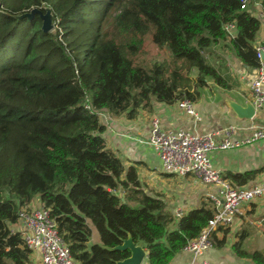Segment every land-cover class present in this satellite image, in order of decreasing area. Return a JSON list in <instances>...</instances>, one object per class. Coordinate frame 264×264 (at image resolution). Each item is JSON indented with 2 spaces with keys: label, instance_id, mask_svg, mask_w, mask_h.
<instances>
[{
  "label": "trees",
  "instance_id": "obj_1",
  "mask_svg": "<svg viewBox=\"0 0 264 264\" xmlns=\"http://www.w3.org/2000/svg\"><path fill=\"white\" fill-rule=\"evenodd\" d=\"M42 3L51 9L64 37L85 23V8L92 6L87 0H19L0 14V49L36 24V16L15 17ZM99 3L97 26L88 23L96 35L82 58L64 59L62 68L46 63L29 67L2 57L0 51V264H31V251L9 226L16 224L18 210L36 199L49 210L75 264H117L130 253L111 249L128 236L143 243L148 264H169L213 215L210 202L180 218L168 213L163 200L140 182L136 168L125 166L107 148L101 136L104 126L93 111L134 119L153 101H193L198 92L191 90L184 73L193 69L197 86L206 87V79H211L217 87L229 88L222 62L213 63L210 53L218 49L258 68L254 44L259 20L240 10L239 0ZM115 9L101 32V23ZM228 25L234 26L232 37ZM145 35L174 61L183 62H172L169 70L164 65L145 69L134 64L132 58ZM22 37L15 44L18 49ZM35 39L26 42L25 58L33 55ZM256 173L228 174V178L241 187ZM92 229L98 242L91 241ZM241 241L233 246L235 254L264 264V254L244 252Z\"/></svg>",
  "mask_w": 264,
  "mask_h": 264
},
{
  "label": "crops",
  "instance_id": "obj_2",
  "mask_svg": "<svg viewBox=\"0 0 264 264\" xmlns=\"http://www.w3.org/2000/svg\"><path fill=\"white\" fill-rule=\"evenodd\" d=\"M255 12L262 10L261 0H255L251 6ZM235 35V29L231 30ZM264 44V21L256 37L255 48ZM216 58L222 62L223 71L229 78V88L213 89L220 96L207 99L198 92L196 99L191 102L197 118L187 115L179 109L180 99L171 104L153 101L150 109H140L134 119L124 115L111 117L107 113L99 118L104 126L102 137L107 148L120 159L125 166H134L138 179L151 194L158 195L164 202L166 211L174 216L179 210L182 215L208 204L209 195L215 193L216 187L205 185L195 176L178 177L163 172L155 151L146 144L150 129V120L157 117L163 131L183 130L194 135H212L216 143L224 138L225 130L231 129V141H244L251 136L256 128H264V107L257 110L252 118H240L232 110L231 105L245 107L252 102L250 84L256 78V70L249 68L231 54H223L213 49ZM207 57V53H205ZM264 89V84L262 85ZM207 88V87H203ZM200 93V94H199ZM210 161L221 177L231 182L228 174L257 171L255 176L241 187H250L264 180V140L241 145L229 150H213L209 153ZM232 183V182H231ZM38 204V205H37ZM36 199L30 207H38ZM176 218V217H175ZM10 225V229L15 228ZM92 229V242H98ZM212 247L204 252L199 259H205L216 264H255L250 259L235 254L233 246L242 238L241 249L246 253L259 251L264 254V197L242 206L233 224L225 229L214 232L211 236ZM144 248L143 243H141ZM145 250V248H144ZM146 252V250H145ZM191 254L180 251L169 264H197ZM31 264H40L38 254H31ZM144 261H147L145 259Z\"/></svg>",
  "mask_w": 264,
  "mask_h": 264
},
{
  "label": "built area",
  "instance_id": "obj_3",
  "mask_svg": "<svg viewBox=\"0 0 264 264\" xmlns=\"http://www.w3.org/2000/svg\"><path fill=\"white\" fill-rule=\"evenodd\" d=\"M255 0H239V8L249 12L252 16L264 21V10L255 12L251 8ZM233 25H228L226 30L232 37ZM264 44L256 48V57L260 65L256 70V78L250 84L254 113L264 107ZM179 109L187 115H197L188 100L178 102ZM85 108L90 110L89 104ZM93 111V110H92ZM98 118L106 115L103 111H93ZM225 130L224 138L216 143L212 135H194L178 130L165 132L160 127L157 117L150 120V129L146 144L156 153L163 172L174 174L178 177L195 176L202 184L215 186V193L209 195L214 212L207 221L199 235L188 241L182 251L191 254L193 260L199 259L205 251L212 247V234L218 230L229 228L234 220L241 215L242 206L264 197V180L250 187H236L228 180L221 177L211 164L209 153L213 150H229L255 141L264 140V128H256L251 136L244 141H231L229 133ZM179 210L174 212V217L180 218ZM16 226V227H15ZM11 232H19L25 246L31 254H38L40 264H75L67 246L57 233L56 224L51 218L49 210L38 207L21 208L17 213V222ZM197 264H216L199 259Z\"/></svg>",
  "mask_w": 264,
  "mask_h": 264
},
{
  "label": "rangeland",
  "instance_id": "obj_4",
  "mask_svg": "<svg viewBox=\"0 0 264 264\" xmlns=\"http://www.w3.org/2000/svg\"><path fill=\"white\" fill-rule=\"evenodd\" d=\"M70 1V0H69ZM92 2L91 8H85L84 11V24H78L76 26V31L72 36L64 37L63 32L57 26V20L53 19V14L51 9L44 3L40 4L39 6L32 5L30 7V11L23 13L20 16H16L15 19H26L31 20L33 17L31 12L33 10H38L43 14H47L50 17L51 23L50 28L43 32L42 31V20L39 18L38 15L36 16V24L33 28H30L24 37L22 35H16V37L12 40H9L1 49L2 57L14 59L17 62H24L25 64L29 65V67L39 68L43 64H48L50 67L62 68L64 66V59L69 58L71 62L73 58L76 56L78 58H82L84 52L87 50L88 44L90 40L96 35L94 27L97 26L98 17L96 12L100 11V3L105 0H87ZM14 3L18 4L19 0H0V14H5V8H9ZM117 9L113 10L110 15L104 20L100 25V30L103 32L107 27L108 22L110 21L111 17L117 13ZM88 23H92L94 26L93 28H89ZM18 37L24 38L23 44H21V48L18 49L16 47V42ZM30 38H36L34 47L35 51L33 55L29 58L24 57V47L26 42ZM211 60L216 58V54L213 50L210 53ZM134 64H138L145 69L150 68L154 64L157 65H164L167 70L172 69L173 64L172 62H183L182 60H173L170 56L169 52L165 48H159L151 41L150 35H145L143 37V45L137 52V54L132 58ZM188 78L190 79L191 90L195 89L194 92H203V96L209 99H215L220 97L216 91L213 89L215 85L211 79H206V87L203 88L201 86H197L196 78H197V71L195 69L186 72ZM201 87V88H200ZM200 94V93H199ZM38 205V204H37ZM172 229V228H170ZM95 236L97 234L95 233Z\"/></svg>",
  "mask_w": 264,
  "mask_h": 264
},
{
  "label": "water",
  "instance_id": "obj_5",
  "mask_svg": "<svg viewBox=\"0 0 264 264\" xmlns=\"http://www.w3.org/2000/svg\"><path fill=\"white\" fill-rule=\"evenodd\" d=\"M32 17L38 15L42 20V31L45 32L50 28V17L47 14H43L38 10H33L31 12ZM264 59V55L261 56ZM232 110L235 112L237 116L240 118L249 119L254 116V109L252 105L249 103L245 107L236 106L234 104L231 105ZM111 250L116 251H129L130 255L128 258L118 262L117 264H148L147 261V251L145 252L144 248L141 245V242L134 243L132 238L128 236L122 243Z\"/></svg>",
  "mask_w": 264,
  "mask_h": 264
}]
</instances>
